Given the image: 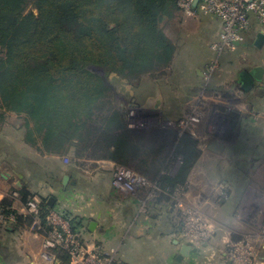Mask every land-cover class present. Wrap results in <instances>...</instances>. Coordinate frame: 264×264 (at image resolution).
<instances>
[{"label": "trees", "instance_id": "trees-1", "mask_svg": "<svg viewBox=\"0 0 264 264\" xmlns=\"http://www.w3.org/2000/svg\"><path fill=\"white\" fill-rule=\"evenodd\" d=\"M177 1L0 0V124L7 113L20 116L31 148L71 154L74 165L84 157L111 161L156 184L159 199L171 201L199 156L197 141L177 128L183 120L130 128L109 77L133 86L172 65L176 47L161 23L173 19ZM17 193L23 204L32 198L26 188ZM11 204L3 200L0 208L16 222ZM51 209L41 199L37 232L44 237ZM54 252L69 264L67 251Z\"/></svg>", "mask_w": 264, "mask_h": 264}, {"label": "crops", "instance_id": "crops-1", "mask_svg": "<svg viewBox=\"0 0 264 264\" xmlns=\"http://www.w3.org/2000/svg\"><path fill=\"white\" fill-rule=\"evenodd\" d=\"M219 28L217 20L215 30L212 26L208 30L215 37ZM258 33L264 32L247 34L234 53L220 57L216 75L207 80L194 68L199 62L202 71L211 55L193 57L186 72L193 71L195 76L184 78L182 85H171L175 97L171 95L168 104L156 99L142 106L159 113L163 122L183 120L188 127L191 118L196 120L191 129L180 128L197 141L199 156L179 191V199L182 205L196 207L209 221L212 236L206 244L191 246L181 241L179 209L173 207L172 200L163 201L159 196L149 199L146 189L135 196L115 195L120 194L112 188L115 163L79 158L68 175H62L54 164L60 156L44 153L45 180L18 168L11 171L15 178L6 166H0L4 170L0 174V202L11 200V209L20 218L0 227V264H47L39 256L44 235L37 232L38 217L29 225L31 214L26 212L21 196L17 200L11 197L12 191L22 188L39 202L61 196L65 201L62 211L71 220L96 223L93 231L75 223L78 237L90 242L91 248L116 247L122 264H229L224 261L227 244L247 236L252 238L257 261L264 264V241L259 238L264 221V76L251 91L243 92L239 71H235L242 67L237 58L244 62L246 71L253 69L251 65L264 68V60L245 61L241 56L244 46L254 47L252 39L255 41ZM157 101L159 107L155 108ZM20 141L29 148L23 137ZM51 167H57L56 171L50 173ZM64 176L72 179L69 189L62 184ZM181 245L191 249L187 257L179 259Z\"/></svg>", "mask_w": 264, "mask_h": 264}, {"label": "rangeland", "instance_id": "rangeland-1", "mask_svg": "<svg viewBox=\"0 0 264 264\" xmlns=\"http://www.w3.org/2000/svg\"><path fill=\"white\" fill-rule=\"evenodd\" d=\"M35 1V0H33ZM32 8V7H31ZM212 26L214 27L213 30H215L217 26V20L215 18L210 17H204V16H196L194 18H188L184 14H182L180 11L175 13V16L170 21H165L161 23V28L166 35V37L175 45L176 51H175V57L173 65H171L169 68L165 69L164 72L156 74V79H153L152 76H146L143 77L140 83H136L135 85L128 84L125 81H120L114 76H110L109 79L114 82L116 92L118 93V103H116V106L118 109L124 110L126 112V109L128 111L131 109L129 105L138 106L139 108H143V103L146 104V102L149 104V102L155 101L156 99H161L164 104H168L170 100V96L173 94V89H171V85L179 84L178 82H181L184 78L195 76L193 71L186 72V69L189 64H192L194 61L192 60L193 57L197 59V55L201 56V54H205L210 56L209 62H207V66L201 71L202 64H195L196 70L199 72H203L205 80L209 78V75L214 77L218 71L217 68V61L220 57H222L225 53H234V51H223L221 54H218L215 51H212L210 49V44L214 41V37L212 35L213 31L210 32L208 30V27ZM263 31L264 32V24H261L259 21H253L251 25L249 26L248 32L250 34L255 32ZM246 33V36H248ZM252 32V33H251ZM212 36V37H211ZM216 36V35H215ZM251 38V37H250ZM254 38L252 39V43ZM245 40L242 42L244 43ZM247 42V41H246ZM251 43V40L248 41ZM240 45V44H239ZM246 48V46H244ZM244 48V49H245ZM243 49V48H242ZM243 49V50H244ZM242 50L241 56H243V59L245 61L247 60H255L259 59V61L264 60V44L261 49H256L254 47H248L244 51ZM237 58V57H236ZM236 62H241V66H238V68H235L236 66H233L235 68V71H242L244 70L243 66L244 62L240 60V58L236 59ZM196 63V62H195ZM257 65V64H256ZM252 67H255V65H251ZM257 66H261L258 64ZM264 66V64L262 65ZM182 85V82L180 83ZM124 102V103H123ZM151 103V104H152ZM147 105V104H146ZM128 106V107H127ZM148 106V105H147ZM130 112V111H129ZM128 112V113H129ZM23 118L20 116H16L12 113H7L5 116V120L2 124H0V166H6L7 172L11 173L12 177L16 176L11 171L14 170L17 172V168L22 170L25 174L29 172V175L35 176V178H39L41 181L42 179L45 180V159L43 158L44 154L40 153L39 151L29 148L21 144L20 141L21 138L24 135L23 130ZM128 124V123H127ZM133 124H129L128 126L132 128ZM22 135V137H21ZM17 154H16V151ZM47 163V162H46ZM5 164V165H4ZM54 164H57L58 170L62 173V175L69 173V171L75 167L73 161H72V155L67 154L63 157H60L54 160ZM2 168V167H1ZM55 168L57 167H51L50 173L55 172ZM28 170V171H25ZM2 169H0V174L3 173ZM61 175V176H62ZM60 176L58 185L56 188H61V179ZM72 179L68 180L67 184L65 185V188L69 189L71 188L70 181ZM14 190V189H13ZM16 190L12 191L15 192ZM113 192V191H112ZM114 193V192H113ZM43 193H40L42 195ZM115 195L121 197L123 193L116 194ZM61 196H54L55 198V205L51 207V210H63L65 211L64 206L62 204L65 202L63 200H60ZM52 198V197H50ZM52 198V199H54ZM16 198L15 200H17ZM8 225V224H7ZM0 227H3V224L0 223ZM79 236V234L77 235ZM79 239V245L81 247L87 250V252L91 251L93 253L98 252L102 255L109 254L113 255L114 261L117 263H121L120 256H118V250L114 246H108L105 248H91L89 243H84L81 237H78ZM243 240H246L250 242L251 246L252 244V238L247 236ZM45 243L46 239L44 237L43 243L40 246L39 250V256L42 260V256L45 252H50L49 249H45ZM230 244V242H229ZM200 245V244H199ZM228 246V244H227ZM226 246V247H227ZM82 248V249H83ZM254 249V247H253ZM228 248L225 250V259L224 261L229 262V264H234L231 262L229 256H228ZM255 250V249H254ZM95 251V252H94ZM256 252V251H255ZM88 255V254H87ZM257 255V254H256ZM43 261V260H42ZM120 261V262H119ZM72 259L70 260L69 264H72ZM46 263V262H45ZM255 264H260L258 261H254Z\"/></svg>", "mask_w": 264, "mask_h": 264}, {"label": "built area", "instance_id": "built-area-1", "mask_svg": "<svg viewBox=\"0 0 264 264\" xmlns=\"http://www.w3.org/2000/svg\"><path fill=\"white\" fill-rule=\"evenodd\" d=\"M177 8L188 18L199 15L219 21V31L209 46L218 54L223 51L236 50L237 46L245 40V35L253 21L264 24V0H178ZM193 119H190L188 127L183 121L177 127L184 130L191 129L196 121ZM168 124L172 126V123L168 122ZM112 188L117 193L130 196H135L140 189H146L150 191L149 199L158 197L160 192L156 184L148 182L123 166L115 167ZM179 195L180 192L175 191L172 195V204L173 207L179 209L181 241L191 246L206 244L212 236L209 221L196 207L182 205ZM11 197L14 200L19 198L17 191L11 192ZM39 205L40 202L36 198H31L25 204L26 212L37 217L40 214ZM15 220L14 214L6 215L0 208V223L3 227ZM46 221L51 230L45 236V249H49L50 252H45L42 259L47 264L58 263L54 250L59 248L68 252L72 264H120L114 261L113 255H102L95 251V253L87 252V249L85 251L79 245V238L71 225V218L62 210H50ZM259 238L264 241V221L260 227ZM227 248L228 256L234 264H255L254 261L257 262V253L246 240L230 242Z\"/></svg>", "mask_w": 264, "mask_h": 264}, {"label": "water", "instance_id": "water-1", "mask_svg": "<svg viewBox=\"0 0 264 264\" xmlns=\"http://www.w3.org/2000/svg\"><path fill=\"white\" fill-rule=\"evenodd\" d=\"M264 44V33H258L256 35L255 41L253 43L256 49H261ZM88 70L91 72L98 74L99 76H104V70L90 66ZM264 76V68L260 66L253 67L250 71L242 70L238 74V82L240 83V88L243 92H249L255 86V83H261ZM160 100V99H159ZM160 101H157L155 108L159 107ZM131 109L128 111L126 109L127 114V123L128 125L131 123L133 124L132 128H140V129H152L155 127H173L168 124V122L158 121L157 117L159 113L155 112L154 110H148L144 108H139L138 106L129 105ZM128 107V106H127ZM129 112V113H128ZM157 117V118H156ZM68 180L67 176L63 177L62 184L65 186ZM54 199L50 198L47 200V205L49 208L53 206ZM75 223L86 227L89 231H93L96 227V223L89 221V220H82L81 218H76ZM190 246L188 245H181V249L179 252V259L182 257H187L188 251H190Z\"/></svg>", "mask_w": 264, "mask_h": 264}, {"label": "flooded vegetation", "instance_id": "flooded-vegetation-1", "mask_svg": "<svg viewBox=\"0 0 264 264\" xmlns=\"http://www.w3.org/2000/svg\"><path fill=\"white\" fill-rule=\"evenodd\" d=\"M157 117H159V116H157ZM157 117H156V118H157ZM158 121H160V123H161V121H162L161 118H158ZM177 128H178V127H177ZM178 129L180 130V128H178ZM180 131H181V130H180ZM181 132H182V131H181Z\"/></svg>", "mask_w": 264, "mask_h": 264}]
</instances>
